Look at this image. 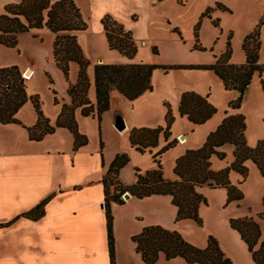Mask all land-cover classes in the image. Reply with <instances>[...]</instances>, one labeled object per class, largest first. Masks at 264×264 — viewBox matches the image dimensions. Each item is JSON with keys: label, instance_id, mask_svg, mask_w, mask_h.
Segmentation results:
<instances>
[{"label": "rangeland", "instance_id": "rangeland-1", "mask_svg": "<svg viewBox=\"0 0 264 264\" xmlns=\"http://www.w3.org/2000/svg\"><path fill=\"white\" fill-rule=\"evenodd\" d=\"M19 1L0 0V14L3 13L6 5ZM73 1L79 3L82 11L87 13L88 0ZM220 5L226 10L218 7ZM206 11H208L207 14H205ZM263 16L264 0H161L153 9L150 20H139L138 26L134 28L135 38L137 37L139 41H134L137 51L132 59L109 50L105 37L93 35L95 28H92L91 20H89V25L88 20H86L88 28L77 38V42L84 58L90 63L87 68V76L90 82L87 99L92 104L95 103L90 93L94 90L92 84L93 66L99 61L104 64L143 63L157 66L209 65L215 61V57L225 51L227 39L230 37V63L240 66L245 61L241 50L243 39L256 28ZM214 22H217V25H214ZM197 24H199L197 34L201 50L194 49L193 31ZM174 28L179 30L180 36L173 32ZM140 39L145 42V45H141ZM53 41L54 37L51 32L43 28L19 34L15 49L0 45V69L11 66L17 67L25 82L27 101L16 116L25 126H32L36 122V115L30 101L31 97L36 96L38 98L43 116L52 125L60 113L62 105L70 104L67 87L68 83H75L78 66L74 63L70 64L69 81L66 82L53 59ZM260 42L259 64L264 66V25L260 28ZM153 48L156 49V54L152 52ZM27 69L31 71V76L29 75L30 78L28 79L24 76V71ZM261 80L264 82V72L260 77L257 74L253 76L244 93L241 107L238 109L239 111H236L229 109L228 104L237 98L238 93L234 90H226L213 72L182 69L171 70L165 74L161 70H156L151 78L152 92H147V100L139 109L132 108L130 103L112 91L110 93V108L103 114L100 128H98L96 119L82 117L80 109L75 110L78 131L88 140L84 150L89 155L94 156L97 151H100V142H102L103 149L100 151V155L102 154V160L107 166L111 164L117 154H126L129 162L120 170L119 181L124 185L135 182V169L145 173L156 168L157 163L154 162L152 156L163 148L166 142L160 136L158 146L151 150V153L146 151L140 154L129 146L128 134L118 133L111 124L117 117H120L122 120L127 119L136 128L164 127L166 114L164 104L167 103L174 118L170 128L171 135L167 143L174 140L177 143L163 153L159 160L164 179L173 181L175 179L173 174L175 161L187 150L200 148L206 137L217 128L226 116L241 114L244 117L245 132L243 136L249 148H254L258 141L264 139V124L262 122L264 118V94L261 90ZM185 92H193L200 96L208 95V102L217 110V113L203 125L190 129L191 123L180 118L181 116H177L178 100L175 101V98ZM54 100L57 101L56 104ZM6 128L0 127V143L6 145H14L15 143V146L17 145L21 151H38L36 149L41 148V141L23 145L21 143L23 139L19 140L18 136L13 138L10 136L12 134L9 133V130L12 129ZM14 128L21 132L23 138L27 139L24 129L19 126ZM209 130L211 131L208 132ZM180 136L184 138L183 143L179 140ZM224 146L225 158L223 160L217 158L210 160L213 171L225 169L234 161V148L229 147V145ZM71 149L72 141L69 142L67 138H64L61 151L71 152ZM71 160L74 162L73 159ZM244 166L248 170V176L245 180L235 172L229 173L231 185L236 187L243 196L242 200L229 203L233 206L226 204L225 200L224 202L221 201L220 195L217 194L219 192L217 188L206 190L204 193L203 191L200 192L208 203V206H202L199 212V217L202 220L201 227L192 220H183L187 225L180 226L176 223L173 224V220L169 222L158 219L151 211L152 204L147 203L151 201L132 200L122 206L116 205L113 212L111 211L115 240V263L143 264L139 256L135 254L130 235L139 233L141 230H138V227L146 224L145 226L160 225L167 230L176 231L188 243L199 249L206 247L209 236L213 237L226 258L228 257L233 264H242L245 252L230 232L233 229H229V220L252 217L258 225L259 220L264 221V218H260V214L264 212L262 207L264 178L261 177L251 161L244 162ZM74 170L77 174L81 171L80 167ZM95 172L93 171L91 174ZM122 195L121 200L125 202ZM137 217L140 220H137ZM154 222L157 223L149 224ZM262 226L264 227V224ZM263 236L261 235V238ZM84 237H88L85 249L94 247L91 251L99 253L98 247L101 248L102 246L93 239L94 236L87 235ZM80 242L83 241L79 240ZM97 257L94 256V259L96 260ZM182 260L181 258H174L167 261L163 257H159L154 264H185L186 262ZM243 264L245 263L243 262Z\"/></svg>", "mask_w": 264, "mask_h": 264}, {"label": "trees", "instance_id": "trees-1", "mask_svg": "<svg viewBox=\"0 0 264 264\" xmlns=\"http://www.w3.org/2000/svg\"><path fill=\"white\" fill-rule=\"evenodd\" d=\"M226 10L223 6H218ZM206 11L205 14H207ZM204 14V15H205ZM107 47L120 55L132 59L136 54V46L131 31L110 16L102 21ZM217 22H214V25ZM264 25V16L256 28L243 39L241 50L245 61L237 66L230 63V37L226 42L225 51L209 65H174L157 66L143 63L138 64H95L93 66V85L95 103L87 99L90 82L87 76L89 61L84 58L77 42V32L87 29V23L82 18L80 9L73 0H20L18 3L8 4L0 14V45L6 48L17 47V36L30 30L46 28L54 34L52 55L56 67L62 72L66 82L69 81V66H78L75 83H68L67 96L70 104H63L54 124L45 118L40 110L38 98L31 97L36 122L32 126H25L17 119V113L27 101L26 86L19 69L15 66L0 69V125H17L23 128L29 141L40 142L44 137L52 135L57 129H66L72 136V152L76 153L87 145V138L79 133L75 119V110L80 109L82 117L96 119L98 128L102 115L110 108V93L116 91L127 101H134L144 93L152 92L151 78L153 72L161 70L165 74L171 70H206L211 71L221 81L226 90L238 93L234 101L229 102L228 108L238 110L241 107L244 93L255 74L259 77L264 72V66L259 64L260 28ZM199 24L194 27V49L201 50L198 40ZM173 32L180 36L177 28ZM152 52L156 54V49ZM23 73V72H22ZM264 94V82L260 81ZM55 104L57 103L54 100ZM164 116L165 126L156 128H132L128 133L129 146L136 152L143 154L158 146L162 136L166 145L152 156L157 163L155 169L141 173L135 169L136 180L131 185H124L119 181V172L129 162L126 154H117L101 179L103 185V206L106 220V236L109 264H115V248L113 237V217L111 205H122L121 195L125 192L136 199H143L153 195L168 196L171 204L176 208L174 222L192 220L197 226H202L198 209L206 205V199L198 192L203 186L210 189L224 188L227 192L226 204L243 199L241 192L229 181V173L235 172L245 180L248 170L244 162L251 161L264 178V139L258 141L254 148H249L244 139L245 119L241 114L223 118L217 128L205 139L202 146L195 150H187L175 161L173 174L176 179L166 180L163 177L160 156L177 141L167 143L170 128L174 118L167 103ZM178 113L193 125H203L210 120L217 110L208 102L207 96H200L193 92L180 95ZM264 124V118L262 120ZM229 145L234 148V161L225 169L213 171L210 159L215 156L219 160L225 154L219 148ZM103 143L100 142V151ZM101 165L103 167L102 154ZM49 196L31 210L24 212L10 221L0 222V228L9 227L19 218L38 221L44 216V207L51 199ZM264 208V195L262 198ZM264 218V212L260 214ZM229 226L235 230L240 239L247 246V250L254 264H264V236L261 238L258 223L252 217H242L229 220ZM136 253L144 264H154L160 255L165 260L181 258L187 264H231L225 257L213 237H208L206 247L199 249L186 242L176 231L167 230L160 226H149L133 236Z\"/></svg>", "mask_w": 264, "mask_h": 264}, {"label": "crops", "instance_id": "crops-1", "mask_svg": "<svg viewBox=\"0 0 264 264\" xmlns=\"http://www.w3.org/2000/svg\"><path fill=\"white\" fill-rule=\"evenodd\" d=\"M160 1L161 0H88L89 5L86 14L82 11L79 3L76 2L75 4L80 9L82 18L85 21L88 20V25L90 23L89 20H91L93 24L92 28H95L93 35L104 36L101 21L105 16H110L121 23L127 30L132 31L131 33L134 41H139L137 37L135 38L134 28L138 26L139 20H150L153 9H155ZM45 30L47 29L45 28ZM85 31L77 32V38ZM52 35L55 37L54 34ZM142 41L140 39V42ZM100 63H102V61H99L97 64ZM146 94L147 93H144L132 102L118 95L126 102L130 103L132 108L136 107L139 109L147 100ZM90 95L95 101L94 90L91 91ZM176 100H178L179 104L180 95L175 98V101ZM177 116L180 117L178 105ZM180 118L186 120L185 117ZM119 119L121 118L117 117L116 120L112 122V128L115 127L114 125ZM123 122L125 129L123 131H118L120 134H128L132 128H136L133 127L127 119H124ZM190 125V129L201 126L193 125L192 123ZM16 126L17 125H0V127L12 129L9 130V133L12 134L10 136L13 138L18 136L19 140L23 139L24 142H21L23 145H30L32 141H29L27 136V139L23 138L24 136L21 132L15 130L14 127ZM210 131L211 130L208 132ZM179 134L177 135L179 136ZM64 138H67L69 142L73 141L71 134L66 129H57L54 134L44 137L40 142L41 148L36 149L38 151H21L17 145L15 146V143L14 145L0 143V222L10 221L16 216L31 210L45 198L52 196L44 207V216L38 221L19 218L9 227L0 228V264H101L102 262V264H109L106 220L103 206L104 194L103 185L101 183V179L109 165L107 166L103 162L102 167L100 151H97L94 156L85 152L84 147L80 148L76 153H73L72 149L71 152H62ZM224 147L225 146L219 148V151L223 152ZM212 158L216 157L212 156L211 159ZM71 159H73L74 162ZM79 167L81 171L77 174L74 169ZM93 171L96 172L91 174ZM206 190L213 189L203 186L198 189V192L200 193L203 191L204 193ZM217 190L219 191L217 194L220 195L221 201L224 202L225 200L226 203V190L224 188H217ZM132 200L151 201L147 203L152 204L151 211L154 212V215L158 219L169 222L173 220V224H175L176 208L171 204L170 197L153 195L143 199H136L130 196L122 205ZM229 205L233 206L231 204ZM115 206L116 204L111 205L112 212ZM202 206H208V203L206 205H200L198 214ZM136 219L140 220L139 217ZM155 220L157 221V219ZM258 222L259 227H261L260 233L263 236L264 227L262 225L264 221L259 220ZM156 223L157 222L149 224ZM176 224L180 226L187 225L184 221H180ZM145 225L146 224L140 225L138 230L142 231L143 228L149 226H160ZM229 229L231 230L230 226ZM230 232L235 237L238 245L245 252L242 258V264L243 262L245 264H254L247 250V246L240 239V236L233 230ZM139 233L131 234L130 241L133 236ZM87 235H93V239L101 244L102 247H98L100 250L99 253L91 251L94 247H90L88 250L85 249L88 237L84 236ZM79 240L83 242L79 243ZM133 246L135 250L134 243ZM135 254L139 256L136 250ZM94 256H98L96 260ZM248 256L251 259L250 263ZM159 257H163V255ZM140 261L142 262L141 258ZM231 263L233 264V262Z\"/></svg>", "mask_w": 264, "mask_h": 264}, {"label": "water", "instance_id": "water-1", "mask_svg": "<svg viewBox=\"0 0 264 264\" xmlns=\"http://www.w3.org/2000/svg\"><path fill=\"white\" fill-rule=\"evenodd\" d=\"M29 73H30V70L27 69L26 71H24V76H27ZM114 126H115V128H116L117 131H123V130L125 129L124 122H123V120H121V119L117 120ZM179 140H183V137L180 136V137H179ZM130 196H131V195H130L128 192H125V193L122 195V198H123V200L125 201V200H128V199L130 198Z\"/></svg>", "mask_w": 264, "mask_h": 264}, {"label": "bare ground", "instance_id": "bare-ground-1", "mask_svg": "<svg viewBox=\"0 0 264 264\" xmlns=\"http://www.w3.org/2000/svg\"><path fill=\"white\" fill-rule=\"evenodd\" d=\"M30 74H31V71H30V73H29L27 76H25V77H26L27 79L30 78V76H31ZM29 75H30V76H29ZM181 142H182V143L184 142V138H183V140H181Z\"/></svg>", "mask_w": 264, "mask_h": 264}, {"label": "built area", "instance_id": "built-area-1", "mask_svg": "<svg viewBox=\"0 0 264 264\" xmlns=\"http://www.w3.org/2000/svg\"><path fill=\"white\" fill-rule=\"evenodd\" d=\"M141 45H145V42H144V41H142V42H141Z\"/></svg>", "mask_w": 264, "mask_h": 264}]
</instances>
